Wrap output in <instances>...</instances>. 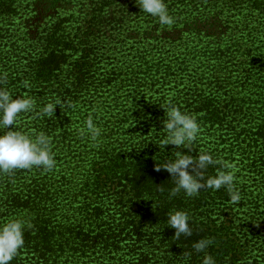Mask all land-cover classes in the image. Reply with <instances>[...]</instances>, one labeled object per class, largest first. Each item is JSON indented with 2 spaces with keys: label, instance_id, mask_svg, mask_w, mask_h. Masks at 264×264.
Masks as SVG:
<instances>
[{
  "label": "trees",
  "instance_id": "16d2710c",
  "mask_svg": "<svg viewBox=\"0 0 264 264\" xmlns=\"http://www.w3.org/2000/svg\"><path fill=\"white\" fill-rule=\"evenodd\" d=\"M164 3L171 27L137 0H0V89L35 100L0 135L43 132L56 161L0 173V227L24 223L9 264H264V0ZM169 105L196 117L192 151L161 146ZM89 115L97 141L80 135ZM201 150L236 165L238 203L225 187L170 197L155 165ZM177 210L190 237H174Z\"/></svg>",
  "mask_w": 264,
  "mask_h": 264
},
{
  "label": "clouds",
  "instance_id": "9594fccd",
  "mask_svg": "<svg viewBox=\"0 0 264 264\" xmlns=\"http://www.w3.org/2000/svg\"><path fill=\"white\" fill-rule=\"evenodd\" d=\"M137 4L143 12L158 17L161 25L171 27L174 18L168 14L164 0H137ZM6 77V74H5ZM65 101L57 97L54 103H48L39 115L49 118L54 116L56 106L62 109ZM68 106H72L70 103ZM35 100L28 98H13L6 89H0V129H10L17 122L20 113L33 111ZM166 114L163 128L167 130V138L161 141V146L173 145L177 148H185L192 151L191 144L197 139L200 126L196 117L185 113L175 106L162 107ZM86 129H80V135L86 134L92 141H97L101 135V129L94 125L91 115L85 122ZM94 146L98 147V144ZM54 153L51 150V138L41 132L32 139L29 135L19 130H7L0 135V173L12 176L15 170H31L33 167L43 168L45 172L51 171L56 166ZM175 159H170L164 165H155L154 170L160 172L166 170L175 183L170 192V197L183 191L188 197L196 196L201 190L227 189L230 202L233 204L241 200L240 192L234 186L236 165L230 162L213 159V157L201 150L198 156L174 152ZM219 164L229 171L218 170L215 176L205 177V170L209 165ZM189 216L184 211L170 212L168 224L175 229L174 237L179 239L183 234L186 237L192 235L188 224ZM24 223L13 220L0 227V264H9L24 246ZM212 243L211 239H201L193 244L196 252H204ZM191 253L183 252L182 257L188 258ZM202 264H215L211 255H205Z\"/></svg>",
  "mask_w": 264,
  "mask_h": 264
}]
</instances>
